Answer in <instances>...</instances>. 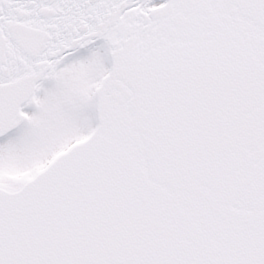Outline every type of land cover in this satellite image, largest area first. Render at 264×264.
I'll return each mask as SVG.
<instances>
[{"label": "snow or ice", "instance_id": "snow-or-ice-1", "mask_svg": "<svg viewBox=\"0 0 264 264\" xmlns=\"http://www.w3.org/2000/svg\"><path fill=\"white\" fill-rule=\"evenodd\" d=\"M0 264H264V0H0Z\"/></svg>", "mask_w": 264, "mask_h": 264}]
</instances>
